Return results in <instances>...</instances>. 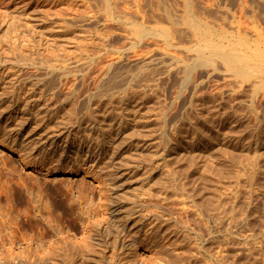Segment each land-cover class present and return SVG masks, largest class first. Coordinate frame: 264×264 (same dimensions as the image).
<instances>
[{
	"label": "rangeland",
	"instance_id": "374dc122",
	"mask_svg": "<svg viewBox=\"0 0 264 264\" xmlns=\"http://www.w3.org/2000/svg\"><path fill=\"white\" fill-rule=\"evenodd\" d=\"M240 2L0 0V264H155L224 183L264 188V91L203 52Z\"/></svg>",
	"mask_w": 264,
	"mask_h": 264
},
{
	"label": "bare ground",
	"instance_id": "6f19581e",
	"mask_svg": "<svg viewBox=\"0 0 264 264\" xmlns=\"http://www.w3.org/2000/svg\"><path fill=\"white\" fill-rule=\"evenodd\" d=\"M239 2L241 6H238L241 8L239 7L240 15L238 14L239 19L237 18L239 21L237 30L239 37H236L238 39L237 49L230 46L231 39L226 46L223 44L225 48L220 47L219 44L208 45L210 43H207L203 52L207 49L215 58L221 59L227 72H233L236 75L233 76L236 77L242 89L250 82L249 86L253 88V94L250 93V95L254 102V99L261 94L260 91H264V26H262L264 25V13L263 15L259 13L262 8L264 12V0H262L263 3L256 1V4L261 3L263 6L253 4L250 8H248L251 5L249 0H239ZM168 19L175 21L171 16ZM182 19H187L188 25L198 36L202 30L201 24L187 15H183ZM14 63V61L11 62V64ZM201 64L209 63L203 61ZM5 66L0 59V70L5 69ZM252 88L249 89L250 92ZM246 89L244 91H247ZM262 93L264 95V92ZM244 100H248V97ZM254 108H256L255 105L251 111L257 110ZM261 184L256 179L251 185L249 184V188L246 186L247 189H245V186H239L237 183V186L232 185L235 188L227 182L224 183L223 190L218 196L213 195V199L210 194V199H205L206 210L200 205L194 206L193 215H191L194 217L193 223L189 221V225L183 226L185 227L184 232H181V235L184 234L183 239H189L196 245V248L187 250L177 243L176 246L173 243V247L169 248L164 246L165 249L163 248L160 252L159 260L155 264H264V188ZM179 235L180 233L177 236Z\"/></svg>",
	"mask_w": 264,
	"mask_h": 264
}]
</instances>
